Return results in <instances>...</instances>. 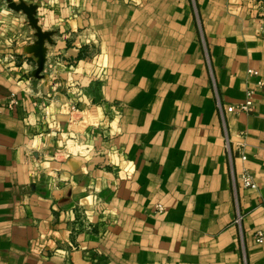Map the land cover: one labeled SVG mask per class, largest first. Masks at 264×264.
Returning <instances> with one entry per match:
<instances>
[{"label": "crops", "instance_id": "crops-1", "mask_svg": "<svg viewBox=\"0 0 264 264\" xmlns=\"http://www.w3.org/2000/svg\"><path fill=\"white\" fill-rule=\"evenodd\" d=\"M259 231L264 0H0V264H264Z\"/></svg>", "mask_w": 264, "mask_h": 264}, {"label": "built area", "instance_id": "built-area-1", "mask_svg": "<svg viewBox=\"0 0 264 264\" xmlns=\"http://www.w3.org/2000/svg\"><path fill=\"white\" fill-rule=\"evenodd\" d=\"M248 74L251 75V76H257L258 75V73L256 71H253V70H249ZM257 85L259 87H262L263 83L259 82ZM253 97H254V92L249 90L246 93V97H245V100H244L243 103L238 104L236 106L227 107L225 110L222 108L221 103L217 99V110L219 112V115H220L221 119L223 120L224 111L226 113H230V114L231 113H249L252 110V107H253ZM226 150H227V153L229 154L228 141H227V144H226ZM238 181H239V183H240L242 188H245V189H256V184L254 183L253 176L247 171H243L242 173H240V175L238 176ZM158 210L161 211L162 208L159 206ZM239 221H240V216L237 215L236 222H239ZM263 241H264L263 232H261V231L257 232L255 234V242L257 244H262Z\"/></svg>", "mask_w": 264, "mask_h": 264}, {"label": "water", "instance_id": "water-1", "mask_svg": "<svg viewBox=\"0 0 264 264\" xmlns=\"http://www.w3.org/2000/svg\"><path fill=\"white\" fill-rule=\"evenodd\" d=\"M9 9L12 10V11H16V12H24L26 13L29 18L33 21V14H34V10L30 7H28L27 5L23 4V3H18V4H15V3H11L9 4Z\"/></svg>", "mask_w": 264, "mask_h": 264}]
</instances>
